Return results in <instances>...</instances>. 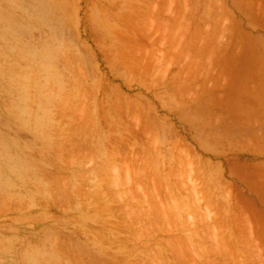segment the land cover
<instances>
[{
    "label": "rangeland",
    "instance_id": "obj_1",
    "mask_svg": "<svg viewBox=\"0 0 264 264\" xmlns=\"http://www.w3.org/2000/svg\"><path fill=\"white\" fill-rule=\"evenodd\" d=\"M0 264H264V0H0Z\"/></svg>",
    "mask_w": 264,
    "mask_h": 264
},
{
    "label": "bare ground",
    "instance_id": "obj_2",
    "mask_svg": "<svg viewBox=\"0 0 264 264\" xmlns=\"http://www.w3.org/2000/svg\"><path fill=\"white\" fill-rule=\"evenodd\" d=\"M123 156V155H122ZM123 222V221H122ZM136 222V221H135ZM130 223V222H129ZM137 233V232H136ZM136 235V234H135ZM197 245H198V243H197Z\"/></svg>",
    "mask_w": 264,
    "mask_h": 264
}]
</instances>
